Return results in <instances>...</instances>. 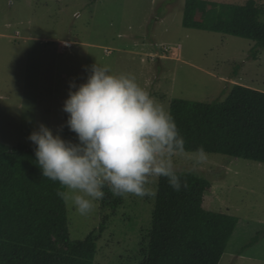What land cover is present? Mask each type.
Masks as SVG:
<instances>
[{
    "label": "rangeland",
    "instance_id": "374dc122",
    "mask_svg": "<svg viewBox=\"0 0 264 264\" xmlns=\"http://www.w3.org/2000/svg\"><path fill=\"white\" fill-rule=\"evenodd\" d=\"M185 2L0 0V142L31 145L40 123L54 134L64 127L70 81L85 82L95 63L134 75L168 111L174 98L223 100L236 83L264 91V50L255 59L252 40L185 27ZM193 153L173 157L175 169L209 179L204 206L238 218L219 264H264V163L207 152L198 163ZM158 181L149 186L157 190ZM104 191L111 195L88 216L67 206L70 235L100 234L95 264H121L148 235L156 195L113 207Z\"/></svg>",
    "mask_w": 264,
    "mask_h": 264
},
{
    "label": "trees",
    "instance_id": "16d2710c",
    "mask_svg": "<svg viewBox=\"0 0 264 264\" xmlns=\"http://www.w3.org/2000/svg\"><path fill=\"white\" fill-rule=\"evenodd\" d=\"M183 25L252 40L255 59L264 50V4L256 0H186ZM169 112L185 139V152L202 146L207 153L264 163V91L236 83L223 100L174 98ZM67 117L65 112L63 138L75 142ZM34 148L0 142V264H95L100 234L71 237L68 209L57 195L60 186L42 176ZM176 172L181 189L159 178L152 226L137 253L131 249L119 257L121 264L220 263L238 218L204 206L211 186L205 176ZM121 199L115 196L111 205L117 207Z\"/></svg>",
    "mask_w": 264,
    "mask_h": 264
},
{
    "label": "clouds",
    "instance_id": "9594fccd",
    "mask_svg": "<svg viewBox=\"0 0 264 264\" xmlns=\"http://www.w3.org/2000/svg\"><path fill=\"white\" fill-rule=\"evenodd\" d=\"M63 110L76 142L62 138L63 126L54 134L44 123L28 139L42 176L58 182V197L76 213L91 214L105 188L121 198L155 197L149 185L165 177L181 189L173 157L185 153V139L171 113L134 75L95 63L85 82L77 87L70 81ZM192 158L204 161V148Z\"/></svg>",
    "mask_w": 264,
    "mask_h": 264
}]
</instances>
